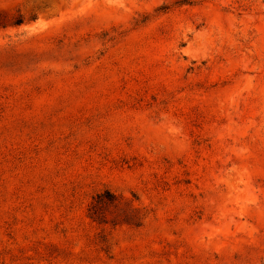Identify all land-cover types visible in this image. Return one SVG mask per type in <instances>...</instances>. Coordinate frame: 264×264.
I'll return each instance as SVG.
<instances>
[{
	"label": "rangeland",
	"instance_id": "obj_1",
	"mask_svg": "<svg viewBox=\"0 0 264 264\" xmlns=\"http://www.w3.org/2000/svg\"><path fill=\"white\" fill-rule=\"evenodd\" d=\"M0 264H264V0H0Z\"/></svg>",
	"mask_w": 264,
	"mask_h": 264
},
{
	"label": "trees",
	"instance_id": "obj_2",
	"mask_svg": "<svg viewBox=\"0 0 264 264\" xmlns=\"http://www.w3.org/2000/svg\"><path fill=\"white\" fill-rule=\"evenodd\" d=\"M20 23V21H18ZM112 195H110V193L106 192L104 195H100L98 196V201H101L103 199H106V200H110Z\"/></svg>",
	"mask_w": 264,
	"mask_h": 264
}]
</instances>
